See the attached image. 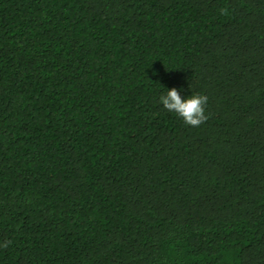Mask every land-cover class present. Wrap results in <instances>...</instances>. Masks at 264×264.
I'll return each instance as SVG.
<instances>
[{"label":"trees","instance_id":"obj_1","mask_svg":"<svg viewBox=\"0 0 264 264\" xmlns=\"http://www.w3.org/2000/svg\"><path fill=\"white\" fill-rule=\"evenodd\" d=\"M5 241L0 264H264V0H0Z\"/></svg>","mask_w":264,"mask_h":264},{"label":"clouds","instance_id":"obj_2","mask_svg":"<svg viewBox=\"0 0 264 264\" xmlns=\"http://www.w3.org/2000/svg\"><path fill=\"white\" fill-rule=\"evenodd\" d=\"M222 15H228V9L220 10ZM209 98L207 95L194 94L187 99H182L180 91L176 88L167 90L166 95L160 97V103L169 111L175 113L183 122L191 127H199L210 118L207 113ZM11 241H5L0 247L7 248Z\"/></svg>","mask_w":264,"mask_h":264}]
</instances>
